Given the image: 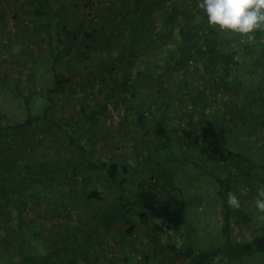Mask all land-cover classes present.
<instances>
[{
  "label": "rangeland",
  "instance_id": "374dc122",
  "mask_svg": "<svg viewBox=\"0 0 264 264\" xmlns=\"http://www.w3.org/2000/svg\"><path fill=\"white\" fill-rule=\"evenodd\" d=\"M30 1L0 0V123L15 124L23 122L28 112L33 116L46 112L54 124L43 119L11 131L0 142V184L12 186L16 197L27 194L25 202L28 199L20 218L15 205L5 206L0 197L5 211L0 214V264H64L61 247L83 240L86 234L94 235L100 249L96 253L93 248L90 258L74 259L72 264H187L144 243L146 229L139 225L136 211L126 215L128 225H134L131 235L119 219L107 229L97 226L96 216L107 209L105 202L118 197L101 173L77 164V143L89 159L113 157L126 165L135 175L132 189L151 174L159 185L164 182L166 189L157 186V193L148 194L151 199L142 195L129 199L137 200L133 206L139 212L147 211V231L170 224L175 232L172 242L188 240L199 250L224 245L226 216L230 240L262 234L264 220L254 214L252 205L258 188L264 186V33L257 32L255 40L244 45L239 37L218 33L217 55L211 56L202 43L201 51L193 49L187 62H181L184 46L194 43L186 33L187 26L202 15L200 0L140 4L65 0L64 14L52 18V27L34 26L47 17L34 15L37 6ZM143 8H147L144 15ZM58 23L70 33L60 52L50 49ZM132 48L137 53L133 64ZM226 53H235L237 65L225 68L222 54ZM55 76L65 82L54 93ZM123 82L126 88L121 87ZM158 85L164 88L161 94L156 93ZM189 87L204 89L208 106L201 123L194 108L200 105L188 96ZM212 111L220 113L228 130L225 150H217L216 137L205 142ZM140 113L154 115L155 123L142 127L137 120ZM150 147L152 157L145 162L142 155ZM80 173L95 178L93 187L104 199L100 204L87 206L83 195H75L80 181L70 179ZM49 176L61 178L52 182ZM171 186L177 189L170 190ZM66 188L74 191L65 195ZM230 191L239 197L240 210L228 206ZM74 196L72 203L69 197ZM29 236L32 244L20 243ZM122 244L129 248V257L121 254ZM19 245L21 262L13 254ZM71 254L67 251L68 260ZM144 255L150 256L149 262ZM225 258L227 264H264V251Z\"/></svg>",
  "mask_w": 264,
  "mask_h": 264
},
{
  "label": "trees",
  "instance_id": "16d2710c",
  "mask_svg": "<svg viewBox=\"0 0 264 264\" xmlns=\"http://www.w3.org/2000/svg\"><path fill=\"white\" fill-rule=\"evenodd\" d=\"M53 2L52 5H49L50 1L49 0H31L30 3L35 4L37 6V8L34 9L33 14L38 16H44L46 20L44 22H41L40 20H37L36 24H34L35 27H37L38 25H45L48 27H52L53 24V20L52 18L54 16H56L58 19L61 17V14H64V10H63V2L65 0H52ZM145 0H136V2L138 4H140L141 2H143ZM54 3H59L62 6H56L53 7ZM145 5V4H144ZM55 9V14L52 16V9ZM147 11V8H143V14H145V12ZM59 22V21H58ZM60 23H58L57 28H56V42L54 44V46H51V50L53 51H57L60 52L62 50V47L65 44V40L64 38L68 35L69 36V32H65L64 28L60 27ZM188 28V32L186 33L188 36L191 35V40L194 41V43L191 45L187 44L186 46H184V50L182 51L180 57H181V62H187V60L191 57V55L193 54V49L194 52H198L201 51L202 48L204 47L203 44L207 45V49L209 50V52L211 53V56L216 54L217 55V48L215 45V40L216 37L218 35V32L215 31L214 29L209 28L208 24H207V19L205 14L202 12L201 17L196 20V21H192L191 24H189L187 26ZM186 36V35H185ZM187 37V36H186ZM54 39V38H53ZM47 44L51 45V36H48V38L46 39ZM203 43V44H202ZM133 49V48H132ZM124 57L127 54H123ZM130 56H134V58L130 59V63L133 64V62H135V58L137 56L136 50H132L129 54ZM235 55V53H226V54H222V57L225 61V68H228L229 65H237L236 59L235 57H233ZM210 56V57H211ZM216 69V68H214ZM217 82L220 84L221 83V76L218 75L216 77ZM160 81V78L158 80V82ZM65 82V79H63L62 77L59 76H55V86L52 89V91L55 93L57 90H60L62 83ZM126 83L127 82H123L121 87H125L126 88ZM217 83V84H218ZM161 84V82L159 83ZM182 85H186L185 83H183ZM157 90L158 92H156L157 94H161V90L163 91L164 88L162 86V88L160 89L159 85L157 86ZM188 92L190 95L188 96H192V102L198 106L194 107L197 110V116H198V120L201 123L203 121L202 115L205 111V109L207 108L208 104H207V100L205 99V92L204 89L201 87L197 90H194V88L189 87L188 88ZM194 92V93H193ZM181 98L186 99V95L183 94L181 95ZM52 107V104H50V107ZM211 121H212V128H210V134L208 135V138L205 140V142H212L211 136L216 137L219 141L220 146L217 148V150L220 149H224V143H225V138H226V134L228 133V130L225 128L224 126V121H223V117L220 115L219 112L217 111H212L211 113ZM46 112L43 115H35L33 116L30 112H28V116L27 118L23 121V122H18L15 124H10V123H0V142L3 141L4 138H6L9 133H11V131L13 132V130H17L20 129L22 127L28 126V125H32L33 123L36 122H40V120L43 119H47L45 117ZM48 122H50L51 124H54L53 121L51 122V120L47 119ZM138 123L139 125H141L142 127H147L148 124L150 123H155L156 121V117L154 115H150L147 114L146 116L143 113H140L138 115ZM161 120H159L160 122ZM179 144L180 147L182 146V140L179 139ZM77 148L79 149V156H78V161L77 164L81 165L82 169H94L97 172L101 173L103 175V177L105 178V185L108 184V188H113L115 190V193L118 197L117 201L114 202H110L109 204H107V209L105 210L106 212H104L102 215L96 216L97 220H99L97 223V226L99 225L100 227H104L103 229H107L111 226V224H113V222L115 220H121L122 223L124 225H126V233L128 235H131L132 232L134 231V225H128V220L126 218V215L128 213H131L132 211H136L138 213V216L140 217V221L141 224H144L146 231L144 232V235H146L147 239L149 240V242L153 245H156V248L160 250V252H166V254H171L173 256V258H183L185 260H187V264H213V257L217 256V255H222L224 257V255L227 256V258L230 260L232 258H236L238 256H243V255H253L256 254L259 251H264V231L262 234H256L253 233L251 235L250 238L248 239H244V240H240V241H232L229 238V218L228 216H226V222H225V227H224V233L225 236L227 237L226 242L224 243V245L221 247H217L216 249H209V250H199L198 248H195L194 246L189 244L188 240H184L182 241L180 244H177L176 242H172L171 238L172 235L175 234L170 232V225H168L167 223H163L164 225L167 226V229L164 230V233H159L157 232V228L154 227L153 229L147 231V225H146V221L148 220V213L147 211H138L140 208L138 206H133L134 205V201L131 202L129 199L132 195L136 196V195H142V196H146V192H145V185L146 183L151 179V178H155L153 177L151 174L150 176H148L147 179H149L148 181L144 182L141 181L140 185L137 186V188H130V184L133 183L134 179H135V175L133 173H131L128 169L126 165L120 164V162L116 159V158H107V159H100V158H90L86 156V154H84V148L81 144L77 143ZM155 146H153L154 148ZM151 147L145 148V153L142 155V159L147 162V159H150L152 157V150H150ZM205 146L202 147V150L204 151ZM229 154L230 151L226 150ZM206 153V152H205ZM174 157V156H173ZM176 158V157H174ZM86 175H88V173H85ZM90 175V174H89ZM88 175V176H89ZM83 173L80 174H75V176H73L70 181L74 180V181H80L79 184H81V181H83ZM60 176H49V179L52 182H59L60 181ZM69 177L66 176V173L64 174V181L68 180ZM93 180H95V178H91V181L88 183V186L86 188L87 192L85 193V197L86 199H100L103 200V196L98 192L100 190L96 189V187H93ZM92 182V183H91ZM91 184V186H90ZM156 185L160 187V190L164 191L165 186H164V182L163 184L159 185V181L156 182ZM6 187V190H5ZM12 187V186H11ZM11 187H8L6 185H4V183L0 184V197L3 199V204L5 206H9L10 204H14L15 205V209L17 211L18 216H20V218H23L22 213L25 212V209L27 206L26 203L28 201V199L25 202V195L24 196H20V197H16V191H10ZM177 189L174 186L170 187V190H174ZM109 190V189H108ZM170 190H167V192H169ZM10 193V194H8ZM71 199L73 197H70ZM25 202V203H22ZM111 204V205H110ZM2 206L0 205V214L3 213V209L1 208ZM5 214V211H4ZM8 214V213H6ZM242 217H244L243 215H240ZM99 217V218H98ZM22 220V219H19ZM95 226V225H94ZM147 226V227H146ZM13 226H11V223L9 224V229L11 230L12 234H13ZM96 227V226H95ZM85 236L89 237L90 234H86ZM87 240V239H86ZM32 244V242H31ZM71 251H69L70 253H72V257L70 258V260L68 261V263H70L73 258L76 256L77 253H80L82 250L81 248L77 247H70ZM64 250L66 248H63ZM69 249V248H68ZM121 250L124 252L123 254L126 255L127 257H129V248L126 247V245L121 246ZM126 250V251H125ZM67 251V250H66ZM227 252V254H225ZM81 256H86L84 252L80 253ZM225 256V257H226ZM20 259L18 258L19 262L22 261L23 258H21L22 256H19ZM149 258L150 256L148 255H144V259L146 262H149ZM127 259V258H126ZM154 259V258H153ZM65 264V263H64Z\"/></svg>",
  "mask_w": 264,
  "mask_h": 264
},
{
  "label": "clouds",
  "instance_id": "9594fccd",
  "mask_svg": "<svg viewBox=\"0 0 264 264\" xmlns=\"http://www.w3.org/2000/svg\"><path fill=\"white\" fill-rule=\"evenodd\" d=\"M198 7L206 16L209 28L225 38L239 37V44L252 43L257 32L264 33V0H200ZM227 204L233 210H240L241 201L234 192L227 193ZM254 214L264 220V186L257 190L253 201ZM227 259L222 255L213 257V264Z\"/></svg>",
  "mask_w": 264,
  "mask_h": 264
},
{
  "label": "crops",
  "instance_id": "0c3cea01",
  "mask_svg": "<svg viewBox=\"0 0 264 264\" xmlns=\"http://www.w3.org/2000/svg\"><path fill=\"white\" fill-rule=\"evenodd\" d=\"M89 175V174H88ZM86 175L85 173H83V181H81V184H79V186L76 188V196L78 195V196H84V200H86L87 201V206H90L91 205V203H93V204H95L96 202H98L99 204H100V202L99 201H104V199L103 200H100V199H86V197H85V193L87 192V190H86V188H87V186H88V183L91 181V178H93L91 175ZM84 186H86V187H84ZM67 187H69V186H67ZM71 191H74L73 189H68V188H66V192L64 193L65 195L67 194H70L71 193ZM70 198V197H69ZM74 201H76L75 200V196L72 198V203L74 202ZM137 200L135 199V201H134V204H135V202H136ZM110 203V202H109ZM136 204H137V202H136ZM104 205H107V203L105 202V204ZM111 205V204H110ZM86 206V207H87ZM91 207V206H90ZM104 212H106L105 210L103 211V213ZM103 213H100V215H102ZM99 218V217H98ZM140 225V224H139ZM141 226V225H140ZM14 227V226H13ZM15 235H17V231L15 230V228L13 229V236H15ZM60 235H62L61 233H60ZM33 237H30L29 236V238L27 237V239L25 240V239H23V240H21L20 241V243H22V242H27V243H30L31 244V241H30V239H32ZM61 239V238H60ZM87 239V240H86ZM45 241H48V240H45ZM96 240H95V237H94V235L93 234H90V236L89 237H87V236H85V237H83V240H77V241H75V243H72V244H68L66 247H64V245L61 247V248H66L65 250L63 249V251H62V255H63V258L62 257H60L61 258V260L62 261H65L64 263L65 264H68V261L70 260V258L72 257V255L73 254H71V256L69 257V260H68V257H66V253H67V251H68V254L70 253L69 251H71V248L70 247H77V249L78 248H81V252H84L85 253V255L86 256H81L80 255V253H77L76 254V256L73 258V260L70 262V264H72V262L74 261V259H78V258H90V255L92 256V253H93V248L96 250V253H97V251H98V249H100V248H98V246H96ZM100 243H101V241H100ZM138 243V242H137ZM141 243V242H140ZM144 243H147V246L150 244V242H149V240L148 241H146L145 240V242ZM138 246V245H137ZM69 248V249H68ZM115 248H117L116 247V245L114 246V249ZM15 249H17V250H13V254L16 256V257H18L19 258V256H21V254L19 253V252H21V249H22V247L19 245V246H16L15 247ZM114 249H110L111 250V256L113 255L112 253H113V251H114ZM67 250V251H66ZM121 250V249H120ZM122 251V250H121ZM120 251V252H121ZM101 253H103L104 254V252H101ZM102 254V255H103ZM123 256H124V254L123 253H121ZM23 257V256H22ZM100 257V256H99Z\"/></svg>",
  "mask_w": 264,
  "mask_h": 264
},
{
  "label": "built area",
  "instance_id": "2783aa9c",
  "mask_svg": "<svg viewBox=\"0 0 264 264\" xmlns=\"http://www.w3.org/2000/svg\"><path fill=\"white\" fill-rule=\"evenodd\" d=\"M144 189H145L146 197H147V198H149V197H148V194H149V193H152V192H154V191H156L155 193H157V191L159 190V188H158L157 185H156V179H155V178H151V179L146 183ZM149 199H151V198H149ZM168 225H170V224H168ZM166 229H167V226L164 225V224H162V225H160V226L157 228V232H159V233H164L163 231L166 230ZM171 231H172V230H171V228H170L169 233H170Z\"/></svg>",
  "mask_w": 264,
  "mask_h": 264
}]
</instances>
